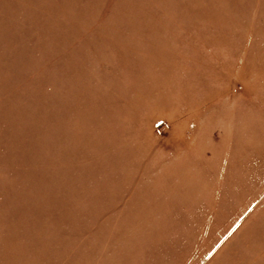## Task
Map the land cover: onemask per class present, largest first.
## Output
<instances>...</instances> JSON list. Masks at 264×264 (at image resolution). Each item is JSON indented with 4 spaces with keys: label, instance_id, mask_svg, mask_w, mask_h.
<instances>
[{
    "label": "rangeland",
    "instance_id": "374dc122",
    "mask_svg": "<svg viewBox=\"0 0 264 264\" xmlns=\"http://www.w3.org/2000/svg\"><path fill=\"white\" fill-rule=\"evenodd\" d=\"M0 264H264V0H0Z\"/></svg>",
    "mask_w": 264,
    "mask_h": 264
}]
</instances>
